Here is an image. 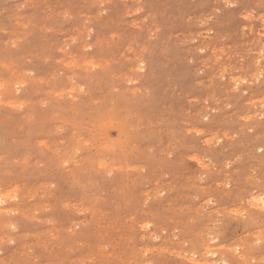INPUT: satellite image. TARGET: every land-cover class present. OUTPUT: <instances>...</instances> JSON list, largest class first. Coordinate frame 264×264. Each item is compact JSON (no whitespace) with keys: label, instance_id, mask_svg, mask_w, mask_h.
Masks as SVG:
<instances>
[{"label":"rangeland","instance_id":"374dc122","mask_svg":"<svg viewBox=\"0 0 264 264\" xmlns=\"http://www.w3.org/2000/svg\"><path fill=\"white\" fill-rule=\"evenodd\" d=\"M0 84V264H264V0H0Z\"/></svg>","mask_w":264,"mask_h":264},{"label":"bare ground","instance_id":"6f19581e","mask_svg":"<svg viewBox=\"0 0 264 264\" xmlns=\"http://www.w3.org/2000/svg\"><path fill=\"white\" fill-rule=\"evenodd\" d=\"M229 5V4H228ZM138 7V6H137ZM99 12V11H98ZM249 15V14H248ZM257 16V15H256ZM250 17V16H249ZM17 18V17H16ZM61 18V17H60ZM247 18V17H246ZM63 19V18H62ZM248 19V18H247ZM143 20V19H142ZM16 23V22H15ZM86 23V22H85ZM202 23V22H201ZM44 31V30H43ZM152 33V32H151ZM207 33V32H206ZM260 35V34H259ZM198 36V35H197ZM257 36H258V34H257ZM192 41V40H191ZM5 45V44H4ZM14 47V46H13ZM131 50V49H130ZM213 51V50H212ZM253 53V52H252ZM257 55V54H256ZM68 57H70V56H68ZM25 61V60H24ZM88 61V60H87ZM91 61V60H90ZM190 61V60H189ZM257 61V60H256ZM71 62H72V60H71ZM65 64V63H64ZM85 65V64H84ZM83 65V66H84ZM9 66V65H8ZM88 66V65H87ZM96 67V66H95ZM256 68H258V67H256ZM222 69V68H221ZM8 70V69H7ZM134 70V69H133ZM257 70V69H256ZM261 70V69H260ZM221 73V72H220ZM235 73V72H234ZM221 75V74H220ZM249 76V75H248ZM29 78V77H28ZM68 78V77H67ZM221 78H222V76H221ZM232 78V77H231ZM235 78V77H234ZM251 78V77H250ZM245 81V80H244ZM255 81V80H254ZM4 82H5V80H4ZM20 82V81H19ZM22 83V82H21ZM256 83V82H255ZM8 84V83H7ZM10 84V83H9ZM20 84V83H19ZM250 84V83H249ZM1 85V84H0ZM18 85V84H17ZM22 85V84H21ZM24 85V84H23ZM74 85V84H73ZM9 86H11V85H9ZM4 87V86H3ZM15 87V86H14ZM78 87V86H77ZM74 89V88H73ZM17 90V89H16ZM16 90H15V92H16ZM125 91V90H124ZM133 91V90H132ZM18 92V91H17ZM15 94V93H14ZM141 95V94H140ZM251 95V94H250ZM61 97V96H60ZM263 99V98H262ZM40 100V99H39ZM190 100H192V99H190ZM255 100V99H254ZM23 101V100H22ZM214 101V100H213ZM249 101H250V99H249ZM25 102V101H24ZM261 103V102H260ZM263 103V102H262ZM261 103V104H262ZM6 104V103H5ZM16 104V103H15ZM248 104H249V102H248ZM3 105V104H2ZM31 105V104H30ZM41 105V104H40ZM256 105V104H255ZM42 106V105H41ZM223 107V106H222ZM249 107V106H248ZM19 108V107H18ZM206 108V107H205ZM19 110V109H18ZM247 110V109H246ZM212 112V111H211ZM260 115V114H259ZM29 116V115H28ZM119 116V115H118ZM41 117V116H40ZM28 118V117H27ZM258 118V117H257ZM120 119H121V117H120ZM205 120V119H204ZM243 120V119H242ZM247 120V119H246ZM46 123V122H45ZM107 125V124H106ZM119 125H121V124H119ZM57 127V126H56ZM55 129V128H54ZM193 130V129H192ZM189 131V130H188ZM54 132V131H53ZM195 132V131H194ZM197 132H199V131H197ZM195 134H196V132H195ZM255 137V136H254ZM257 137V136H256ZM78 138H76V140H77ZM204 140V139H203ZM75 141V140H74ZM76 143H77V141H76ZM113 143V142H112ZM44 144V143H43ZM93 144V143H92ZM45 145V144H44ZM57 149V148H56ZM104 150V149H103ZM27 154V153H26ZM194 155V154H193ZM70 161V160H69ZM14 163V162H13ZM16 165V164H15ZM57 165V164H56ZM103 166V165H102ZM200 166V165H199ZM100 167V166H99ZM134 168V167H133ZM136 170V168L134 169V171ZM218 172V171H217ZM6 173H7V171H6ZM245 173V172H244ZM17 175V174H16ZM107 175V174H106ZM227 175V174H226ZM17 179V178H16ZM227 183V182H226ZM1 187V186H0ZM225 187V186H224ZM228 187V186H227ZM15 188V187H14ZM158 190V189H157ZM156 190V191H157ZM189 192V191H188ZM2 193V192H1ZM8 193V192H7ZM144 194V193H143ZM5 195V194H4ZM7 195V194H6ZM9 195V194H8ZM259 197V196H258ZM262 197V196H261ZM260 197V198H261ZM4 199V197L2 196V195H0V202H2V200ZM8 199V198H7ZM254 199V198H253ZM256 199V198H255ZM248 201V200H247ZM204 202V201H203ZM252 202L254 203L255 202V205L254 204H252ZM251 202V205H254V206H256L257 204H256V201H252ZM250 203V202H249ZM258 203V202H257ZM207 204V203H206ZM260 204H263V202H261ZM249 206V205H248ZM260 206V205H259ZM258 206V207H259ZM263 206V205H262ZM262 206H260V207H262ZM260 209H262V208H260ZM263 209H264V207H263ZM0 210H2V209H0ZM230 210V209H229ZM228 210V211H229ZM11 211V210H10ZM243 212V211H242ZM230 213H232L231 211H230ZM243 214V213H242ZM217 216V215H216ZM99 218V217H98ZM130 224V223H129ZM147 224V223H146ZM145 225V224H144ZM143 225V226H144ZM208 225V224H207ZM12 227V226H11ZM38 227H39V225H38ZM141 227H142V225H141ZM145 229V228H144ZM147 229V228H146ZM229 229V228H228ZM174 230V229H173ZM172 230V231H173ZM210 231V230H209ZM5 232H7V231H5ZM19 232V231H18ZM174 233V232H173ZM6 234V233H5ZM200 236V235H199ZM211 236V235H210ZM216 240V239H215ZM263 241V240H262ZM20 242V241H19ZM231 242V241H230ZM28 243V242H27ZM211 243V242H210ZM255 244V243H254ZM16 245V244H15ZM207 247V246H206ZM205 247V248H206ZM222 247V246H221ZM224 248V247H223ZM227 248V247H226ZM225 248V249H226ZM233 248V247H232ZM214 249V248H213ZM82 250V249H81ZM173 251V250H172ZM146 252V251H145ZM179 252V251H178ZM177 253V252H176ZM215 254V253H214ZM80 255H81V253H80ZM174 255V254H173ZM184 255V254H183ZM208 255V254H207ZM175 256V255H174ZM178 256V255H177ZM176 256V257H177ZM232 257V256H231ZM263 257H264V255H263ZM192 259V258H191ZM232 259V258H231ZM190 262V261H189ZM193 262V261H192ZM196 262V261H195ZM261 262V261H260ZM212 263V262H211ZM197 264V263H196ZM205 264V263H204ZM226 264V263H225ZM256 264H257V262H256Z\"/></svg>","mask_w":264,"mask_h":264}]
</instances>
